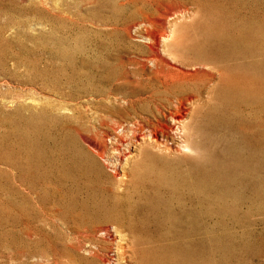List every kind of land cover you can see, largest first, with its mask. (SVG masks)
I'll return each mask as SVG.
<instances>
[{
  "label": "rangeland",
  "instance_id": "obj_1",
  "mask_svg": "<svg viewBox=\"0 0 264 264\" xmlns=\"http://www.w3.org/2000/svg\"><path fill=\"white\" fill-rule=\"evenodd\" d=\"M0 264H264V0H0Z\"/></svg>",
  "mask_w": 264,
  "mask_h": 264
},
{
  "label": "bare ground",
  "instance_id": "obj_2",
  "mask_svg": "<svg viewBox=\"0 0 264 264\" xmlns=\"http://www.w3.org/2000/svg\"><path fill=\"white\" fill-rule=\"evenodd\" d=\"M153 57V56H152ZM140 64V63H139ZM170 75V72L167 73ZM166 74V76H167ZM172 74V73H171ZM165 75V74H164ZM178 76V75H176ZM172 76L170 75L167 78H171ZM173 78V77H172ZM171 78V79H172ZM178 78V77H177ZM164 80V79H163ZM175 80V79H174ZM172 87V86H171ZM178 87V86H177ZM185 87V86H184ZM192 87V86H191ZM115 88V87H114ZM174 89V86H173ZM181 89V88H180ZM192 90V89H191ZM195 90V89H194ZM193 90V91H194ZM195 92V91H194ZM197 92V90H196ZM195 92V93H196ZM187 96V95H185ZM192 96V95H191ZM190 96V97H191ZM182 97V96H181ZM189 97V96H188ZM197 96H195L196 99ZM192 98V97H191ZM190 98V99H191ZM188 99V98H187ZM118 100V99H117ZM190 101V100H188ZM192 101V100H191ZM190 101V102H191ZM195 101V100H193ZM187 102V101H186ZM173 105L175 104V106L173 108H169L166 109L164 111H158L157 113H154L151 115L150 118H146L143 119L141 121H137L134 122V124L132 123L131 125H137L138 130L140 131L139 133V138L142 140L141 142H144V139L146 138V140H148L149 142H156L157 144L153 143V146L162 144L165 145L168 143V140L171 137H174L175 140L172 138L170 140L174 141V144L176 145V150L179 146L183 145V146H187L185 145L186 142L185 140L182 138L184 135V129L186 124L191 121L189 119H187L188 121H186V115H187V111L186 109H182V105H183V101L179 98H177L175 100V102H172ZM171 103V104H172ZM185 103V101H184ZM189 103V102H188ZM165 104V103H164ZM193 104V102H192ZM185 105V104H184ZM191 105V104H190ZM50 107V106H49ZM78 107V106H77ZM186 107V106H185ZM118 111V110H117ZM14 112V111H13ZM49 113V112H48ZM190 114V111L188 112ZM16 117V116H15ZM80 117V116H79ZM188 117V116H187ZM193 117V116H192ZM18 118V117H17ZM125 118V117H124ZM189 118V117H188ZM38 121V120H37ZM194 123V120L192 121ZM129 125V124H128ZM193 125V124H191ZM191 125H189V127H191ZM195 125V123H194ZM114 126V125H113ZM131 127V126H130ZM134 127V126H133ZM188 127V126H187ZM196 127V126H195ZM188 129V128H187ZM192 129V127H191ZM113 130V129H112ZM108 133V132H107ZM136 133V132H135ZM122 140V139H121ZM187 141V140H186ZM146 142V141H145ZM172 142V141H171ZM183 143V144H181ZM145 144V143H144ZM148 144V143H147ZM150 145H152L151 143H149ZM191 145V144H190ZM141 146V145H140ZM168 146V145H166ZM170 146V145H169ZM150 147V146H149ZM148 147V148H149ZM152 147V146H151ZM163 147V146H162ZM161 147V148H162ZM172 147V146H170ZM175 147V146H174ZM153 148V147H152ZM155 148V147H154ZM159 149V147H157ZM156 148V149H157ZM173 148V147H172ZM185 148V147H184ZM186 149L189 150L188 147H186ZM145 151V150H143ZM146 152V151H145ZM149 152V150H148ZM160 152V151H159ZM151 155V154H150ZM149 155V156H150ZM144 156V155H143ZM149 156L147 157V159L149 158ZM157 156V155H156ZM151 157V156H150ZM154 157V156H153ZM146 159V158H145ZM79 164V163H78ZM76 167V166H75ZM76 169V168H75ZM116 175V174H115ZM137 175V174H136ZM79 187V186H78ZM86 187V186H85ZM74 195V194H73ZM113 208V207H112ZM147 212V211H146ZM106 213V212H105ZM104 231V230H103ZM99 232V231H98ZM105 233V232H103Z\"/></svg>",
  "mask_w": 264,
  "mask_h": 264
}]
</instances>
